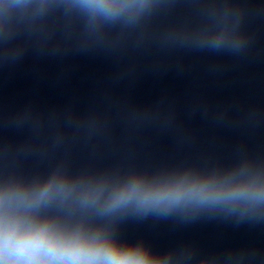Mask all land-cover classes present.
<instances>
[{"label": "water", "instance_id": "obj_1", "mask_svg": "<svg viewBox=\"0 0 264 264\" xmlns=\"http://www.w3.org/2000/svg\"><path fill=\"white\" fill-rule=\"evenodd\" d=\"M0 0V191L166 264H264V198L110 213L78 194L181 177L264 185V0Z\"/></svg>", "mask_w": 264, "mask_h": 264}, {"label": "clouds", "instance_id": "obj_2", "mask_svg": "<svg viewBox=\"0 0 264 264\" xmlns=\"http://www.w3.org/2000/svg\"><path fill=\"white\" fill-rule=\"evenodd\" d=\"M19 5L22 0H13ZM86 7L110 14L127 5L121 0H84ZM73 190L50 181L42 187H6L0 191V264H166L138 246H121L100 230L82 222L71 223L42 215L53 201H66ZM264 198V185L181 177L146 183L134 180L103 190L78 194L85 206H98L110 213L129 205L173 206L215 202L253 201Z\"/></svg>", "mask_w": 264, "mask_h": 264}]
</instances>
